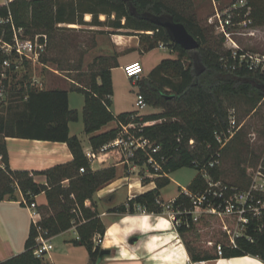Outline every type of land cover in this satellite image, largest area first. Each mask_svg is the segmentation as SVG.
I'll return each mask as SVG.
<instances>
[{"label": "trees", "instance_id": "trees-1", "mask_svg": "<svg viewBox=\"0 0 264 264\" xmlns=\"http://www.w3.org/2000/svg\"><path fill=\"white\" fill-rule=\"evenodd\" d=\"M245 1L250 8L248 18L252 26L263 28L264 0ZM85 14L92 15L90 26H106L116 30L131 31L132 34L126 35L139 37L142 53L149 52L161 44L172 47L178 53V58L175 60H162L150 72L146 85L143 89L141 87L142 91H139L146 102L143 91L146 93L152 90L158 91L154 86L167 89L172 96L164 95L165 100L175 104L162 112L134 118V121L139 123L157 122L144 128L143 135L161 145V153L168 158L163 169L169 173L182 168L197 171L195 164L201 166L209 160L211 153L216 149L214 133L224 131L228 126L229 109L226 102L230 98L245 97L258 101L264 97V74L250 72L245 68L235 71L224 69L220 57L227 53L209 44L206 30L192 19L158 0H73L69 2L12 0L7 5L0 6V19L9 20L8 23L0 25V39L4 42L11 41L12 26L22 29L23 35L29 38L40 34L50 36L60 24H88L82 20ZM99 15H105L108 18L114 16V20L106 24L98 20ZM150 15L168 16L174 22L181 23L199 42V48L196 51H185L180 46L172 44L166 31L149 20ZM2 58L4 55L0 54V59ZM183 58L189 61L187 67L182 61ZM115 67L119 65L100 66L90 73L85 86L70 89L84 97V133L89 136L92 150H97L115 139L118 128L101 134H95L96 132L113 121L127 124L134 115V113H125L114 116L110 111L111 71ZM8 92L10 95L12 89L9 88ZM21 102L22 111L18 113L25 112L24 117L20 116L17 120L9 118L10 124H7L9 116L7 118L0 116V202L15 200L16 190L28 199L30 196L36 197L44 193L47 200L44 208L49 212L42 215L40 225L47 232V237H55L75 227L78 239L71 243L83 246L88 252L89 264H96L100 247L94 244L93 239L97 235L102 236L105 227L93 203V196L115 179L116 169L110 167L92 171L83 154L80 141L77 137L69 135L68 123L76 122L78 115L75 110H70L68 107V91L29 88ZM12 107L13 104H8L6 110L9 111ZM7 129L11 130L7 131ZM6 136L65 143L73 155V160L70 164L34 173L46 178L45 185L37 184L29 172L12 171L9 168L4 144ZM191 140L194 142L192 147L189 145ZM142 163L139 162V165ZM80 168L84 169L83 173H79ZM208 173L214 180H221L219 167L210 169ZM65 180H68L67 186L62 184ZM169 182V178H156V189L134 197L126 205L113 208L112 212L134 214L137 208H141L148 213L161 214L162 207L156 200L159 190L167 186ZM204 187L203 178L196 173L188 189L197 192L202 191ZM86 201H90L89 207L85 206ZM180 205L189 207V200L179 195L173 203V209L176 210ZM216 224L219 227L218 237L206 240L204 251L191 246L188 241L183 242L185 237L191 238L194 235L198 238L204 230H213ZM233 228L234 220L201 215L198 222L181 225L176 230L192 261L216 259L219 257L216 247L221 245L223 258L250 255L259 257L264 262V213L261 218L250 222L243 236L234 240L236 248L232 246L229 238ZM36 237L37 232L31 225L23 252L0 261V264H51L33 255Z\"/></svg>", "mask_w": 264, "mask_h": 264}, {"label": "rangeland", "instance_id": "rangeland-1", "mask_svg": "<svg viewBox=\"0 0 264 264\" xmlns=\"http://www.w3.org/2000/svg\"><path fill=\"white\" fill-rule=\"evenodd\" d=\"M62 1L69 2L73 0ZM158 1L199 24L206 30L209 36V44L221 52L225 51L224 41L206 25V19L216 9L223 10L233 0H221L219 2L214 0ZM4 3L5 0H0V6L4 5ZM82 20L88 24H60L48 36V45L40 62L37 64L27 63L10 82L12 92L10 95L8 92L3 111L7 108L8 104L20 107L18 112L22 111L21 99L29 88L35 90L64 89L68 91L71 107L76 110L78 115V120L71 125V129L73 133H78L84 138V97L82 94L70 89L82 88L88 82L91 72L96 71L100 66L113 64H118L119 67H115L111 71L112 96L110 111L112 114L139 113L146 115L162 112L175 104V102H167L164 98V95L172 96L169 90L154 86L158 91L152 90L149 93L143 91L146 98V107L140 110L135 106L136 95L146 85L151 65L160 59L175 60L178 58V53L172 47H157L151 50L142 60L145 67L142 76L138 79H127L120 67L131 61L141 63L138 60L140 57L139 53L141 52L139 37L126 35L132 34L129 30H116L106 26H90L89 22L92 21V15L89 14L83 15ZM98 20L110 24L114 20V16L108 18L105 15H99ZM122 24H124V21H122ZM233 40L244 52L264 55V27L259 29L258 32L255 29V34L252 37L234 36ZM136 45L139 46L138 50H134ZM182 61L185 67H187L189 61L186 58H183ZM226 105L227 109L236 110V118L242 126L222 153L219 164L220 179L233 184V186L242 188L248 185L253 171L261 161H264V98L258 101H252L245 97L230 98L226 102ZM7 124H10L9 117L7 118ZM10 130L7 129V131ZM145 171L142 168L138 172V175L142 179H147ZM196 173V170L190 168H182L171 173L170 178L172 180L162 191L164 199L169 200L173 198L179 190L177 186H180V188L188 187ZM132 174L136 175V173ZM124 175L130 174L125 172ZM44 207H40L42 215L49 212ZM21 216L22 218H27L25 212H22ZM29 222L31 226L30 219ZM218 233L219 227L216 224V228L213 230H204L198 238L194 237V235L191 238L185 237L183 242L188 241L191 246L204 251L206 240L216 239ZM59 243L60 239L52 240L51 244L55 248L53 252L59 258H64ZM44 258H47V256H44ZM70 258L72 264H82L85 259L83 253H80V251H76Z\"/></svg>", "mask_w": 264, "mask_h": 264}, {"label": "built area", "instance_id": "built-area-1", "mask_svg": "<svg viewBox=\"0 0 264 264\" xmlns=\"http://www.w3.org/2000/svg\"><path fill=\"white\" fill-rule=\"evenodd\" d=\"M12 0H5L7 5ZM250 8L245 0H233L223 10L215 12L206 19V25L224 41L225 53L220 57V62L224 69L235 71L245 68L250 72L264 74V55L252 54L242 51L233 40L234 36L252 37L255 28L248 18ZM8 19H0V25L8 23ZM12 39L4 42L0 39V54L4 58L0 59V108L5 104L10 82L16 74L23 68L24 63L37 64L48 45L46 34L36 35L29 38L23 35L22 29L11 27ZM150 34V33H147ZM160 48H165L162 44ZM124 76L127 79H138L142 76L143 66L138 61H132L122 67ZM264 98V97H263ZM136 108L142 110L146 107V102L140 93L136 95ZM140 116L135 113L131 116L127 124L118 123V132L112 141L98 148L89 150L84 154L89 164L105 159L109 155H114L126 167L134 169H145L148 178H169L170 174L163 167L167 164L168 158L161 153V145L143 135L144 128L152 126L157 122H135L134 118ZM241 124L236 118V110L228 111V126L224 131L215 132L214 139L216 149L211 153L209 160L203 165L195 164L197 173L203 178L205 187L202 191L193 192L188 188H183L180 192L189 200L190 206H178L173 209V203L164 204L159 199L157 204L162 207V212H167L175 217L172 221L174 228L189 223H196L201 215L216 216L221 219L234 220V228L229 233L232 246L236 248L234 240L245 234L246 228L254 219H259L264 213V161L255 168L249 183L245 188L229 185L222 180H214L209 175V170L219 167L222 151L234 138L241 128ZM194 144L193 140L189 145ZM209 148V146H208ZM139 162H143L139 165ZM84 169L80 168L79 173ZM36 197L26 198L22 195L20 204L26 209L31 225L37 232L35 238L36 246L33 255L36 258H43L53 248L51 237H47V232L40 225L42 214L35 201ZM138 211L142 210L137 208ZM101 236L93 239L95 245H100ZM216 252L222 256V247L218 245ZM190 264H206L205 261H190Z\"/></svg>", "mask_w": 264, "mask_h": 264}, {"label": "crops", "instance_id": "crops-1", "mask_svg": "<svg viewBox=\"0 0 264 264\" xmlns=\"http://www.w3.org/2000/svg\"><path fill=\"white\" fill-rule=\"evenodd\" d=\"M255 29L256 32H258L259 29L261 28H255ZM138 49L139 46L136 45V48H134V50H138ZM150 52L151 51L146 53H142V52L139 53L140 57L138 58V60L141 61L144 71H145V67L142 63V60L144 56L148 55ZM161 60L162 59L154 62L149 68V72H151L159 64ZM83 105H84V98H83ZM68 107L70 110H75L72 109L71 107L69 95H68ZM3 108L4 107L0 108L1 117L7 118V116H9L10 119L17 120L20 118V116L23 117L25 116V112L23 114L18 113L20 107L19 108L15 107V105L12 108H10L9 111L6 109H4L3 111L2 110ZM73 123L74 122L68 123L69 135L78 138L81 147L83 149V153L91 150L92 148L90 147L89 144V136L85 134L84 138H82L78 133H73L71 129V125ZM117 126L118 123L116 121L110 122L106 126L102 127L101 130L96 132L95 134L105 133L109 130L117 128ZM4 144L7 150L9 168L12 171L29 172L30 175L33 177L34 182L41 185L46 184V178L41 175H34V173L43 172L59 165L70 164L73 160V155L65 143L20 139V138L6 136L4 137ZM110 167H114L116 169L115 179L111 183L106 185L104 188L96 192L95 195L93 196V203L99 214V218L105 227V232L101 236L102 240L106 237L107 228L114 223H118L122 217L141 215L146 212L144 210H140V211L137 210L134 214H129V213L118 214L112 212L113 208H116L121 205H126L127 202L133 199L134 197L156 189V183H155L156 178L147 177L148 180L145 178L142 179L140 175H138V172L141 169L137 170L132 167H126L114 155L112 156L109 155L105 159L90 164V169L92 171H99ZM125 172L129 173L130 175H124ZM132 173H136V175H133ZM195 177L196 175H194L191 182ZM137 180L140 181L141 187L145 188L146 190L140 191L133 187V185L136 183ZM171 180L172 179L169 176V181L171 182ZM191 182L189 183V185L191 184ZM62 184L63 186H67L68 180H65ZM167 186L159 190L158 199L164 204H169L175 201L176 198L180 195L181 190L183 189L182 187L180 188V186H177L179 189L177 191V194L173 198H170L169 200H165L164 197L162 196V191ZM21 199H22V194L19 191H16L15 200H4L0 202V261H4L11 257H14L20 254L21 252H23L24 250V243L28 237L30 222L26 209L20 204ZM35 201L38 205L39 211H40V207L47 205V200L44 193H41L40 195L36 196ZM90 205H91L90 201L85 202L86 207H89ZM22 212H25L27 218H22L21 216ZM163 213H167V212H162L161 214ZM149 214L153 215V219L150 221V223L152 224L158 222L157 218L161 216V214H153V213H149ZM120 226L125 227V225L122 224ZM171 231H174L178 235V232L174 227L167 231H155V232H147V233L138 231L136 234H133L127 238V244L128 246H130V248H134L138 255L144 256L146 255V253H144L143 251V245L147 240H149L154 235L166 236L167 233ZM178 238L181 244L183 245V247L186 249L179 235ZM54 239H60L59 245L61 247V250L63 251L62 256L64 258L62 257L59 258L58 255L55 252H53L55 249L53 247L52 250L46 255L47 258H44L45 262L51 264H72L70 256L76 253V251H80V253H83L85 257L84 263L82 264H89V255L87 250L83 246H77L71 243V241L78 239L75 227H72L68 231L61 233L55 237H52L51 242ZM98 246L100 247V251L103 249L108 251L109 253L108 255L104 256L101 260L98 261L97 259L96 264H135V262L117 261L116 257L118 256V249L116 247L104 248L102 246V243ZM241 257H231V258L217 257L216 259H208L204 261L206 262V264H233L234 259ZM190 261L192 260L190 259ZM141 264H144L143 260L141 261Z\"/></svg>", "mask_w": 264, "mask_h": 264}, {"label": "clouds", "instance_id": "clouds-1", "mask_svg": "<svg viewBox=\"0 0 264 264\" xmlns=\"http://www.w3.org/2000/svg\"><path fill=\"white\" fill-rule=\"evenodd\" d=\"M134 188L144 191L140 181L137 180ZM153 215L143 213L141 215L124 216L118 223L112 224L106 230V237L101 241L104 248L116 247L118 249L117 261L135 262L141 264H190L186 249L181 244L178 235L168 232L166 236L154 235L143 245L146 255H138L134 248L127 244V238L139 232L167 231L174 226L172 221L175 217L169 213H163L157 218L158 222L150 223ZM125 225L121 227L120 225ZM168 245V246H165ZM233 264H264L259 257L250 255L234 259Z\"/></svg>", "mask_w": 264, "mask_h": 264}, {"label": "water", "instance_id": "water-1", "mask_svg": "<svg viewBox=\"0 0 264 264\" xmlns=\"http://www.w3.org/2000/svg\"><path fill=\"white\" fill-rule=\"evenodd\" d=\"M149 20L166 31L172 44L180 46L185 51H196L199 48V42L187 32L181 23L174 22L171 17L150 15ZM108 253L102 249L99 252L98 261Z\"/></svg>", "mask_w": 264, "mask_h": 264}]
</instances>
